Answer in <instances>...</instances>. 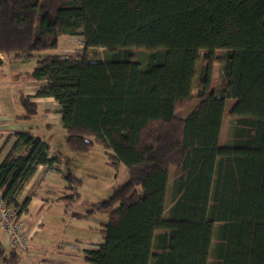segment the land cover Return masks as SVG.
<instances>
[{"label": "trees", "instance_id": "1", "mask_svg": "<svg viewBox=\"0 0 264 264\" xmlns=\"http://www.w3.org/2000/svg\"><path fill=\"white\" fill-rule=\"evenodd\" d=\"M63 36L83 37V54L50 52ZM93 48L108 57L90 58ZM136 48L148 51L145 64ZM0 54V66L36 55L25 79L45 82L35 95L61 106L68 146L87 153L101 145L128 172L98 206L108 220L103 241L83 250L86 263L264 264V0H0ZM229 99L232 141L220 145ZM20 100L26 118L37 114L31 97ZM51 149L38 135L14 134L0 187L19 214L37 167L61 171L62 154L48 157ZM64 178L70 204L82 179ZM18 257L0 243V262Z\"/></svg>", "mask_w": 264, "mask_h": 264}, {"label": "rangeland", "instance_id": "2", "mask_svg": "<svg viewBox=\"0 0 264 264\" xmlns=\"http://www.w3.org/2000/svg\"><path fill=\"white\" fill-rule=\"evenodd\" d=\"M84 49L83 37L63 36L59 40L57 49L50 52L63 56L77 57L83 54ZM134 51L136 59L145 64L148 51L142 48H136ZM87 54L94 60H103L108 57L109 52L105 48H93L88 49ZM221 54V50L216 52L217 57H220ZM203 57L204 51L201 50L200 60L196 68L197 75L194 80V91L202 70ZM35 65L36 55L30 58L13 59L0 66V115L8 114L15 118L25 115L20 100V92L26 86L25 81H32L25 79L24 72L31 71ZM219 74L220 65L215 63L212 72L213 86L218 82ZM40 84H45V82ZM33 85L34 83H32V86L29 84L26 88H33ZM235 103L236 100L234 99L226 101L219 138L220 145H226L232 141L233 117L231 110ZM47 105L38 106L37 114L31 118H26L22 123L33 128L44 137L46 136L50 139L52 136V147L58 149L64 159L62 170L65 173L71 172L82 179V183L78 187L80 195L75 202L69 204L66 197L70 195L72 189L67 187L68 181L65 178L58 177L57 174H46V171L41 170L39 180H42L45 175L47 181L55 182L59 186L66 184V188L69 190L66 192L59 191L57 196L47 194L45 191L40 192L42 197L48 199L39 214L45 218L43 231L34 236L28 251H19L20 254L15 264H40L42 260L56 261L61 259L62 256L64 257L62 260H67L70 257L65 256V254L74 251L78 254L79 250L86 246L85 243L103 240L101 229L102 224L108 220V215L100 211L98 206L109 199L114 191L129 178L128 172L123 165H118L117 167L109 163V159L101 145H96L87 153L75 151L68 146L66 143L67 131L60 125V119H57L58 105H54L55 108L51 110V123L53 126L52 131H48V120L45 118ZM174 172L175 169L171 168L166 200L167 209L171 203ZM72 186L74 187V185ZM51 197L58 201L51 202ZM2 231L0 232V243L4 246V244H7V239L5 232ZM5 248L6 252H11L10 248ZM212 258L213 256H211V260ZM78 263H81V260L68 262V264ZM0 264L5 263L0 262Z\"/></svg>", "mask_w": 264, "mask_h": 264}, {"label": "crops", "instance_id": "3", "mask_svg": "<svg viewBox=\"0 0 264 264\" xmlns=\"http://www.w3.org/2000/svg\"><path fill=\"white\" fill-rule=\"evenodd\" d=\"M3 57V55H2ZM7 61L3 65H5ZM2 65V66H3ZM30 72V71H26ZM24 72V73H26ZM32 83H34L33 88H26L29 86V84L32 86ZM41 82L37 81H25V88L22 89L20 92L21 94L31 96V101L35 103L37 106H40L42 104H48L46 108V114L45 118L48 120L47 126L49 127L48 131H52V126L53 124L51 123V115H52V108H55L54 105H58L57 109V119H60V125L62 126V120H61V106L57 104L58 102L55 101L54 98L52 97H37L36 94V89L37 87L40 86ZM28 84V85H27ZM26 119V116H17L16 118L13 116H10L8 114L0 115V163L2 160L5 158L7 152L10 150L13 141H14V134L18 132H29L33 133L35 135H38L48 141L51 144V150L48 153V157L53 156V151L55 150L52 147V141L50 137H44L40 135V133H37L33 128L26 126L24 122ZM63 127V126H62ZM64 129V128H63ZM58 150V149H57ZM41 170L46 171V174H57L58 177L64 178V171H62V165H61V171L58 170H53L49 169L46 165H39L37 167V170L34 172V174L29 178V180L25 183L24 188L20 192L18 196V202L22 203L24 197L28 194L31 193L32 198L30 201V204L28 205L27 211L23 213V219H24V226H25V234L29 238V245L26 250L23 251H28L31 247V244L33 242V238L36 234L40 233L43 231V226L45 223V218L44 216H40L39 214L42 212L43 207L47 203L48 199L45 197H42L40 195V192L45 191L47 194H51L54 196H57L59 194V191L61 192H66L68 189L66 188V184L64 185H58L55 182L52 181H47L45 179V175L42 178V180H39V173ZM40 182V183H39ZM62 187V188H61ZM36 188V189H35ZM50 201L56 202L55 198H50ZM39 216V217H38ZM2 229H0V232ZM3 232V231H2ZM6 234V233H5ZM7 239V235H6ZM103 240L100 241H89L88 243H85L86 246L82 249L79 250V253L77 254L75 251L72 253L65 254V256H69L70 258L67 260H62L64 257L62 256L61 259H58L56 261L52 260H42V263L40 264H68L71 260H81V263L78 264H88L84 261L83 257V250L88 249V248H97L98 245L102 242ZM10 248V250H14L10 247L9 241L7 239V244H4L3 246ZM6 249V248H5ZM16 251V250H15ZM20 251V252H23ZM19 254L20 252L17 251Z\"/></svg>", "mask_w": 264, "mask_h": 264}, {"label": "built area", "instance_id": "4", "mask_svg": "<svg viewBox=\"0 0 264 264\" xmlns=\"http://www.w3.org/2000/svg\"><path fill=\"white\" fill-rule=\"evenodd\" d=\"M0 57H2L1 54ZM0 228L6 233L12 249L23 251L28 248L29 238L25 234L23 213L19 214V208L4 198L1 187Z\"/></svg>", "mask_w": 264, "mask_h": 264}]
</instances>
